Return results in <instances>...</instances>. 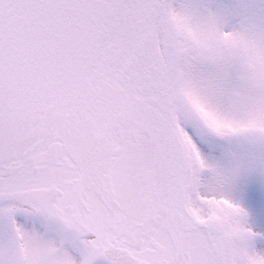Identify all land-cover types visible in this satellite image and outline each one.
<instances>
[{"label": "snow or ice", "instance_id": "snow-or-ice-1", "mask_svg": "<svg viewBox=\"0 0 264 264\" xmlns=\"http://www.w3.org/2000/svg\"><path fill=\"white\" fill-rule=\"evenodd\" d=\"M0 264H264V0H0Z\"/></svg>", "mask_w": 264, "mask_h": 264}]
</instances>
